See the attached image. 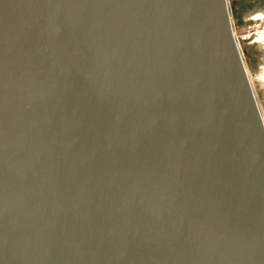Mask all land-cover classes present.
<instances>
[{
  "label": "water",
  "instance_id": "water-1",
  "mask_svg": "<svg viewBox=\"0 0 264 264\" xmlns=\"http://www.w3.org/2000/svg\"><path fill=\"white\" fill-rule=\"evenodd\" d=\"M0 264H264L226 0H0Z\"/></svg>",
  "mask_w": 264,
  "mask_h": 264
},
{
  "label": "rangeland",
  "instance_id": "rangeland-1",
  "mask_svg": "<svg viewBox=\"0 0 264 264\" xmlns=\"http://www.w3.org/2000/svg\"><path fill=\"white\" fill-rule=\"evenodd\" d=\"M228 4L233 32L243 54L257 104L264 116V42L255 41V37L264 35V0H228Z\"/></svg>",
  "mask_w": 264,
  "mask_h": 264
},
{
  "label": "bare ground",
  "instance_id": "bare-ground-1",
  "mask_svg": "<svg viewBox=\"0 0 264 264\" xmlns=\"http://www.w3.org/2000/svg\"><path fill=\"white\" fill-rule=\"evenodd\" d=\"M226 2H227V6H228V9H229V14H230V8H229V4H228V0H226ZM259 14V13H258ZM257 14V15H258ZM254 16H256V15H254ZM260 16V15H259ZM230 21H231V16H230ZM231 27H232V31H233V25H232V21H231ZM249 35V34H248ZM233 36H234V39H235V43H236V45H237V48H238V50H239V53H240V55H241V59H242V61H243V64H244V67H245V70H246V73H247V75H248V72H247V68H246V64H245V62H244V58H243V54H242V52H241V49L239 48V45H238V40H237V38H236V36H235V34H234V32H233ZM262 36V37H261ZM256 38V40L255 41H258V42H264L263 40H264V35H259V36H257V37H255ZM254 38V39H255ZM261 49H262V47H261ZM263 50V49H262ZM261 54V53H260ZM259 55V54H258ZM260 60V59H259ZM258 63V62H257ZM250 72V71H249ZM250 77H252V76H250ZM263 78H264V76H262ZM248 78H249V75H248ZM249 81H250V79H249ZM253 81V80H252ZM250 84H251V81H250ZM251 87H252V84H251ZM252 90H253V87H252ZM254 93V92H253ZM255 96V95H254ZM256 99V98H255ZM258 105V104H257ZM258 108H259V106H258ZM259 111H260V113H261V117H262V120H263V124H264V116H263V114H262V112H261V110H260V108H259Z\"/></svg>",
  "mask_w": 264,
  "mask_h": 264
}]
</instances>
